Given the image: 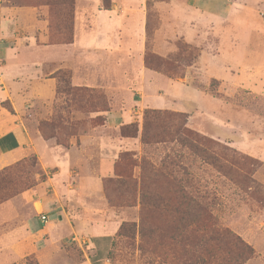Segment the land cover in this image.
Instances as JSON below:
<instances>
[{
  "label": "rangeland",
  "instance_id": "rangeland-1",
  "mask_svg": "<svg viewBox=\"0 0 264 264\" xmlns=\"http://www.w3.org/2000/svg\"><path fill=\"white\" fill-rule=\"evenodd\" d=\"M253 15L216 20L187 0H0V133L19 120L35 137L16 160L0 149V233L51 221L54 264H75L89 253L74 224L87 220L111 235L104 264H193L226 229L252 251L240 264H264V95L244 86L264 84ZM147 51L172 67L146 66ZM146 110L159 117L148 142ZM184 122L239 167L218 171L173 140ZM118 164L136 180L118 179Z\"/></svg>",
  "mask_w": 264,
  "mask_h": 264
},
{
  "label": "crops",
  "instance_id": "crops-1",
  "mask_svg": "<svg viewBox=\"0 0 264 264\" xmlns=\"http://www.w3.org/2000/svg\"><path fill=\"white\" fill-rule=\"evenodd\" d=\"M190 6L204 15L216 19L227 21L230 17L238 16L240 20L250 23L249 18L251 13L254 14L253 18L257 28L262 31L257 34L259 37L258 47L264 46V19L258 17L255 7L264 8V0H187ZM254 5V6H253ZM236 14V15H234ZM248 27V26H247ZM75 45V44H74ZM247 46H251V43ZM256 46V44H255ZM246 53V52H245ZM244 53V55H245ZM254 53V52H252ZM261 54V53H260ZM264 56V54H262ZM245 64L246 62H242ZM78 78V79H76ZM79 77H75L76 83L79 81ZM244 86L252 91L262 93L264 95V84L256 83L247 80ZM33 133L30 129L19 120L14 123L9 129L0 133V149L7 153H12L15 156H11V160H16L28 150L33 149L35 143H33ZM31 144L33 145L31 147ZM61 163L58 156H54L51 159V164L57 165ZM48 166V164H47ZM36 207V206H35ZM40 207V205H39ZM37 209V208H36ZM43 211V210H42ZM45 213V211H43ZM46 214V213H45ZM39 222V225H38ZM32 220L27 221L25 225L19 226L9 231L0 233V264H25L22 259L29 254H34L37 257L40 264H54L53 252L60 249V246L53 248L51 242L48 243L46 238V230L48 227V221L45 224H41L40 221ZM33 226V228L31 227ZM76 228L81 233L82 242L87 246V253L84 257L75 264H92L90 258L96 255V243L92 241L93 237H109L110 234L96 233L95 229L86 221L78 220L75 222ZM43 240L40 245V240ZM81 241V240H80ZM110 239L104 238L97 240V244L100 248L107 246L109 249ZM106 256V252H105ZM105 261L98 260V264H104Z\"/></svg>",
  "mask_w": 264,
  "mask_h": 264
},
{
  "label": "trees",
  "instance_id": "trees-1",
  "mask_svg": "<svg viewBox=\"0 0 264 264\" xmlns=\"http://www.w3.org/2000/svg\"><path fill=\"white\" fill-rule=\"evenodd\" d=\"M143 61L146 66L154 70H159L162 68L170 69V67H172L171 61H164V59H162L160 56L148 51L145 52L143 56ZM153 116V112L147 110L145 111V122L142 139L146 142H148L151 138L149 131L151 124L154 122L153 120L159 118L157 115H155L154 117ZM185 124L186 122L179 124L174 128V130L172 131L173 140L177 141V143H179L183 147L193 149L195 152H197L199 156H202L218 171H223L224 173L229 174L231 173L233 168L235 169L239 167V158H237V155L234 150L230 149L227 145L221 142L213 141L204 136H200L197 132L187 128ZM122 160H125V158L122 157ZM115 174L121 181L126 180L132 182L136 180V178H134L133 174H131L130 171H125L124 164L116 165ZM169 175L171 180H175V177H173L172 174ZM138 178L140 179V181L143 180L142 176H138ZM244 179L246 178L244 177L243 180ZM250 187L251 186L249 185V188ZM180 197H183L182 199L194 212H196L197 214L204 213V217L207 218V220H214V216L209 211L210 208H208L207 202L193 195L187 196L184 192V189H182V194ZM210 232L211 236L208 239L209 242L203 243L198 248L195 254V258L192 260L193 264H230L231 259L234 256L246 250H249L248 254L245 256L243 255L238 264L243 263L251 256L252 251H250V247L244 244L242 241L238 240V237L234 236L233 234H230V232L226 229L220 230L215 234H213L214 230H210ZM100 238L101 240L104 238L111 239L110 236L92 238V241L96 243L97 251L96 255L90 258L92 264H98V260L104 261L106 257L105 252H108L107 246L100 248L97 244V240ZM229 240L235 242V245L232 248L229 247L231 246L229 245ZM27 260L35 261L36 258L34 256H28ZM26 264L32 263L27 262Z\"/></svg>",
  "mask_w": 264,
  "mask_h": 264
},
{
  "label": "built area",
  "instance_id": "built-area-1",
  "mask_svg": "<svg viewBox=\"0 0 264 264\" xmlns=\"http://www.w3.org/2000/svg\"><path fill=\"white\" fill-rule=\"evenodd\" d=\"M38 215L40 216L42 222H45L48 219L47 215L42 210H38Z\"/></svg>",
  "mask_w": 264,
  "mask_h": 264
}]
</instances>
